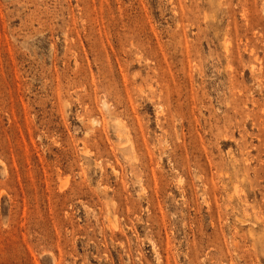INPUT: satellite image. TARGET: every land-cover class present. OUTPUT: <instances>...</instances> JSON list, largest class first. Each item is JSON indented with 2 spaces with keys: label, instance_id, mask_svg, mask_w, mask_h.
<instances>
[{
  "label": "rangeland",
  "instance_id": "1",
  "mask_svg": "<svg viewBox=\"0 0 264 264\" xmlns=\"http://www.w3.org/2000/svg\"><path fill=\"white\" fill-rule=\"evenodd\" d=\"M0 264H264V0H0Z\"/></svg>",
  "mask_w": 264,
  "mask_h": 264
}]
</instances>
